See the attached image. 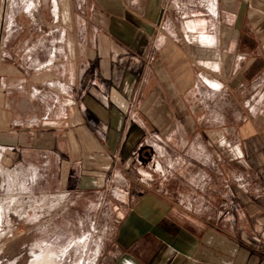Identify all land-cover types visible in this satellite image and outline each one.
<instances>
[{
    "label": "crops",
    "instance_id": "crops-1",
    "mask_svg": "<svg viewBox=\"0 0 264 264\" xmlns=\"http://www.w3.org/2000/svg\"><path fill=\"white\" fill-rule=\"evenodd\" d=\"M8 179L48 263L264 264V0H0Z\"/></svg>",
    "mask_w": 264,
    "mask_h": 264
},
{
    "label": "rangeland",
    "instance_id": "rangeland-1",
    "mask_svg": "<svg viewBox=\"0 0 264 264\" xmlns=\"http://www.w3.org/2000/svg\"><path fill=\"white\" fill-rule=\"evenodd\" d=\"M10 187L9 179L6 185L0 181V264H62L56 258H51V263H48V259L39 255L38 252V243L35 239L40 238L41 244H47L44 241L47 237V227L44 223L47 210H36L34 207H30L27 199H23L26 202L23 209L17 208L14 196L5 192L6 188L11 189ZM6 198L9 199L6 200ZM60 208L56 207V212L61 211ZM6 213L9 215V219L14 222L13 225L19 226L18 232H6L5 228L1 226V219ZM36 215L41 218L40 226L36 221ZM17 235L20 236L17 237Z\"/></svg>",
    "mask_w": 264,
    "mask_h": 264
},
{
    "label": "built area",
    "instance_id": "built-area-1",
    "mask_svg": "<svg viewBox=\"0 0 264 264\" xmlns=\"http://www.w3.org/2000/svg\"><path fill=\"white\" fill-rule=\"evenodd\" d=\"M12 232H18L19 231V226L18 225H13L11 228Z\"/></svg>",
    "mask_w": 264,
    "mask_h": 264
},
{
    "label": "bare ground",
    "instance_id": "bare-ground-1",
    "mask_svg": "<svg viewBox=\"0 0 264 264\" xmlns=\"http://www.w3.org/2000/svg\"><path fill=\"white\" fill-rule=\"evenodd\" d=\"M53 257V256H52Z\"/></svg>",
    "mask_w": 264,
    "mask_h": 264
}]
</instances>
